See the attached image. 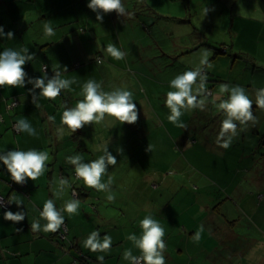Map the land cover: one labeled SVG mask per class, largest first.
<instances>
[{
	"label": "crops",
	"instance_id": "obj_1",
	"mask_svg": "<svg viewBox=\"0 0 264 264\" xmlns=\"http://www.w3.org/2000/svg\"><path fill=\"white\" fill-rule=\"evenodd\" d=\"M146 1L142 0L141 8L146 7L147 10H150L146 6ZM202 2L205 4V10L210 11L209 21L213 16L219 17L215 23L222 24L225 28L224 34L226 32L232 34V39L236 38L235 41L241 43V49L248 50L252 46L254 38L257 37L255 44L257 43L259 49L263 50V56L260 57L264 59V0H232L231 6L228 3L221 4L230 2V0H202ZM88 3L89 0H0V26L4 27L5 33L8 31L15 33L14 39L11 40L0 37V52L9 47L16 50L27 47L30 54H36L35 58L25 65L29 77H41L45 71L49 76H52L54 71H60L62 78L74 79L77 81V85L80 84L82 87L84 81L88 80L83 81V77L90 64H93L92 68L95 70V66L102 65L106 58L111 59L103 50L106 43H113L109 39H113L115 44L120 43L119 36L117 37L116 34H119L123 27L127 28L126 33H138L139 31L138 22L137 26L128 23L134 14L130 6L128 8L127 3L124 4L125 14L122 16H118L116 13L111 20V13L104 14L102 24L106 28L99 27L101 22L97 21L96 13L87 7ZM180 3L188 10L191 0H182ZM253 18L259 21L256 22ZM45 22L51 23L55 35L51 37L44 35L43 24ZM148 26L143 25V28L147 33H150V26ZM106 31L108 34L105 36ZM170 34H173V30L168 31V35ZM185 34L187 31L183 35ZM176 35L182 36L180 32ZM135 40L131 36L127 38L129 48H132L130 42ZM235 41L232 45H228L225 41L218 45L210 43L203 36L199 40L195 38L184 43L181 49L185 50L187 54H191L206 45L210 50V61H224L232 53L231 49L236 46ZM116 46L118 47V45ZM223 49H226L227 53ZM232 54L231 56L234 55ZM238 56L239 54L234 55L233 65L238 63ZM190 58H192V67H195L199 62V55ZM89 60H91L90 64ZM181 65L182 62H175L176 72L174 71V75L168 80V83L177 74L190 68L180 69ZM64 67H67V72L64 71ZM253 68L257 69L258 67L253 65ZM263 69L264 67L261 69L262 72H264ZM72 71H80L78 75L81 81L76 76L73 78L72 75H69ZM248 71L249 68H245V72H242L246 73L244 75L246 80L255 77L254 71L252 73ZM206 74L208 75V73ZM216 82L217 80L206 82L207 90L212 91L211 96L215 95L217 91ZM73 86L72 84L71 88ZM32 87L31 84L26 83L25 87L5 86L0 88V153L13 148L25 151L34 148L48 152V161H50L49 164L48 161L46 162L47 167L42 176L36 181L28 179L24 185L13 182L10 174L0 162V195L9 199L10 211L13 213L23 211L26 214L24 221L14 223L3 218L5 211L0 208V264H100L98 257L101 255L104 256L103 264H121V247L126 242L121 235L112 240V242H116L112 244L114 248L111 247L106 252H91L83 246V241L94 229L87 230V234L84 231H79L77 222L71 219L67 213H64V224L67 226L68 234L64 240L59 238V230L55 233H45L42 230L33 231L31 229L34 219L39 220L41 225L46 222L39 217V210H42L43 203L47 199H54L56 206L62 208L64 201L72 198L75 193L76 198L80 200V208L84 215H88L92 211L90 207L94 204L89 203L91 200L94 202L96 199L101 200L100 197H91L95 189L86 187L81 179H76L74 167L66 161V157L71 156L74 151L82 155L83 147L81 145L79 148L73 147L74 143L67 144V139L59 141L57 129L62 127L63 108L73 107L71 103L74 99H72L71 91L61 93L60 97L55 100H49L38 95L39 89H36L37 95L32 97L29 93V89ZM76 91L81 90L76 89ZM9 96L11 97L8 98ZM211 96H209L210 101ZM14 98L19 99V105L14 111H11L9 105L11 99ZM155 99L160 107L164 108V112L169 111L164 106L161 96L158 95ZM210 101L207 102L204 112L211 111L213 106ZM136 103L143 106L139 111V119L147 121L146 118L151 117L149 106L142 99ZM253 112L258 118L257 121H250L242 131L238 126L239 134L237 136H239V141L247 146L246 148L257 149L256 146H259L257 151L264 150V110L256 108L254 104ZM50 117H54V120ZM19 119H27L36 130V135L30 136L26 132L17 133L13 129V123ZM44 123L49 126L43 132ZM212 123H209L210 126L219 132L220 123L216 126H213ZM200 128L203 126L200 125ZM207 142L210 146L209 139ZM61 155H63L62 158ZM259 156L264 160V151ZM247 157H249V150ZM59 158L61 163L58 165ZM89 158L84 157V161H89ZM246 172H250V176H253L252 184L256 185L254 195L247 189L238 196L239 190L236 188L233 191V197L230 196L231 207L224 213L220 210L221 202H223L220 197L224 195L212 186L201 187L202 189L198 187L195 192L197 196L190 207L179 208L178 212L168 213V219H164L162 223L166 231L164 237L167 245L164 253L166 264H264V185L256 179V172H264L260 169L251 170L250 168ZM60 177L68 179L70 187H67L59 197H56L54 192L59 186ZM114 187L116 188V185ZM225 193L230 192L225 190ZM226 199L228 200L229 197ZM16 200H20L22 204L17 205ZM217 200L219 201L216 203ZM193 208L195 209L192 211ZM185 212L190 214V217L184 218ZM175 217L187 219L188 222L184 223L180 220L181 224H173L172 220ZM105 219L100 218L101 226L95 230L100 233L101 237L108 234L105 230H101ZM240 220L247 221L245 224L247 227H245V231L238 234L235 225ZM201 224L204 226V231L199 242H196L193 236ZM17 228H21L22 231L17 232ZM132 229L136 232L138 230L135 224ZM252 229H254V233L256 230V234L251 232ZM124 262L130 264L129 261L125 260Z\"/></svg>",
	"mask_w": 264,
	"mask_h": 264
},
{
	"label": "rangeland",
	"instance_id": "obj_2",
	"mask_svg": "<svg viewBox=\"0 0 264 264\" xmlns=\"http://www.w3.org/2000/svg\"><path fill=\"white\" fill-rule=\"evenodd\" d=\"M231 1L221 4L228 3L231 6ZM180 2L182 0H147L146 6L150 11L146 7L141 8L142 0H123V4L127 3L134 14L128 23L136 24V26L139 24L138 33H126L127 28L123 27L120 33L116 34L120 42L116 45L126 53L125 58L123 60L106 58L102 65L95 66L96 71L93 70V64H90L91 60H89V69L84 73L83 81L94 79L102 83L105 91L126 86L134 93L135 102L142 99L149 106L151 117H147V121L139 119L136 124L129 125L121 124L114 118L106 116L101 124L86 125L75 133L64 127L62 138L60 136L62 133L58 134L60 142L67 139V144L74 143L73 147L79 148L81 145L85 152L82 156L90 157L89 161L103 154L99 149L105 144L116 156L117 164L110 165L107 176L102 178V182L106 183L108 176L112 175V184L116 185V188L111 187V184L110 191L94 190L91 197H100L101 200L98 201L95 198V202L93 200L89 202L94 204V207H90L92 211L84 215L79 207L78 214L69 217L77 222V229L84 231L85 234L89 229L97 230L101 226L100 218H106L101 230L108 232L112 240L121 235L126 241L121 247L122 257L125 249H131L135 256L141 254L127 237L133 233L139 236L141 230L138 221L145 215L151 214L162 224L164 219H168V213L178 212L179 208L190 207L197 196L195 192L198 187L207 188V186L216 187L224 195L220 197L223 200L220 210L224 213L231 207L230 196L233 197V191L236 188L239 190L238 196L247 189L254 195L256 185L252 184L253 176H250V172H246L248 168L260 169L264 172V160L257 151L259 146H256L257 149L246 148L247 146L239 141V136L233 138L227 149L217 144L219 132L210 124L213 122L212 125L216 126L224 117L210 100L213 106L211 111L204 112L198 108L187 111L181 118L185 127H176L167 119L169 111L164 112V108L160 107L155 99L159 95L164 101L166 93L173 90L169 88L168 80L174 75V71L176 72L175 62H182L180 69L191 68L192 58L190 57L199 55L200 49L187 54L181 49L184 43L195 38L199 40L203 36L210 43L218 45L223 41L232 45L236 40V38L232 39V34L227 32L224 34L225 28L222 24L215 23L219 17L213 16L209 21L210 11L205 10L202 0H191L188 10L182 7ZM115 15L116 12L110 14L111 20ZM253 19L256 22L259 21L256 18ZM143 25L150 26V33L146 32ZM99 27L106 28L102 23ZM169 30H173V34L168 35ZM185 31L187 34L183 35ZM179 32L182 36L176 35ZM107 34L108 31L105 32V36ZM129 36L136 39L130 42L132 48L128 47ZM109 40L115 43L113 39ZM255 42L257 37L254 38L252 46L245 50L241 49L240 42L235 41L236 46L231 49V52L234 55L239 54L236 65L232 64L234 59L232 53L227 56V60L210 61L211 68H205V71L208 73V82L217 80L215 95L221 83L239 84L248 91L253 101L255 100L256 90L264 88V72L261 70L264 67V59L260 57L263 56V50H260ZM202 48L208 49L206 45ZM253 65L258 68L254 69ZM245 68H249L250 73L254 71L255 77L246 80L244 76L246 73H242L245 72ZM78 72L72 71L69 75L73 78L76 76L79 80L81 78ZM73 85L70 91L74 99L71 104L74 107L76 101L81 99V91H76V89L81 90V85L77 83ZM66 91L69 90L61 93L64 94ZM208 94L211 96L212 91L208 90ZM137 95L139 97H136ZM17 107L12 108L11 111ZM137 107L140 111L143 106L139 104ZM200 125L203 128H200ZM47 126L49 124H45L43 132ZM148 145L152 146L149 152L146 151ZM120 149H123V152ZM248 150L249 157H247ZM75 154L77 153L74 151L71 155ZM60 157L62 158L63 155ZM47 163L49 164L50 161ZM57 163L58 165L61 163L60 158ZM256 177L264 185V173L256 172ZM225 190L230 193H225ZM109 194L114 195L113 201L107 199ZM227 197H229L228 200ZM183 216L188 218L190 214L185 212ZM184 218L175 217L172 223L179 225L180 220L184 223L188 222ZM246 223L247 221L244 220L236 223L235 229H238V234L245 231ZM134 224L137 226V232L132 229ZM253 230L251 232L254 233ZM114 243L116 242H112ZM124 261L122 258L121 264H125Z\"/></svg>",
	"mask_w": 264,
	"mask_h": 264
},
{
	"label": "clouds",
	"instance_id": "obj_3",
	"mask_svg": "<svg viewBox=\"0 0 264 264\" xmlns=\"http://www.w3.org/2000/svg\"><path fill=\"white\" fill-rule=\"evenodd\" d=\"M87 7L96 13L98 22H103L104 14L116 12L118 16L125 14L123 0H89ZM206 11H208L206 9ZM241 11V10H240ZM43 32L46 37L55 35L54 29L50 22L43 24ZM15 33L8 31L5 33L4 27L0 26V37L14 39ZM107 56L115 60H123L126 53L116 46L115 43H108L104 47ZM227 53L226 49H223ZM35 53L29 52V48L19 50L5 48L0 52V88L5 86L25 87L26 83L33 87L29 93L37 95L36 89H39V96L55 100L64 90H70L71 85L77 83L74 79L62 78L60 71H54V75L49 76L45 73L41 77H29L25 70V65L35 58ZM210 50L201 48L199 50V62L195 67L189 68L177 74L169 82V88L173 89L166 93L164 106L169 110L167 117L169 123L176 127H185L181 118L185 112L200 109L203 111L209 102V94L206 88L207 74L205 68H211L209 60ZM67 72V67H64ZM47 80V83L45 81ZM80 95L83 97L76 101L74 107H65L61 115L62 127L57 129L58 133L64 134L66 126L70 132L82 130L86 125L101 124L105 121L106 116L114 118L121 124H136L139 120V109L134 100V93L126 86L115 87L110 91H105L102 83L94 79L87 80L81 87ZM211 103L217 111L223 114L220 122V131L217 136V144L227 149L232 140L238 133V126L241 131L250 121H257L253 112V105L256 108L264 110V88H259L255 92V100L249 95L248 91L241 85H231L221 83L216 95L211 96ZM54 120V117H50ZM17 133L26 132L30 136L36 135V130L27 121L19 119L14 125ZM148 145L146 151L151 150ZM102 155L98 158L84 161V157L77 153L66 157L67 163L74 167L75 176L81 179L88 188L97 191H110L112 177L109 175L107 182H102V178L108 174V167L117 164V158L109 151L108 145H102L100 149ZM123 152V149H120ZM49 154L43 150L28 149L19 150L13 148L4 153H0V162L10 174L11 180L17 184L24 185L28 179L36 181L44 174L47 167ZM70 187L68 179L60 177L59 186L54 192V196L59 197L64 190ZM11 199V198H10ZM109 201L115 199L114 195L107 196ZM17 205H21L20 200H16ZM80 200L73 197L65 200L62 208L56 206L54 199H47L43 203L42 210H39V217L46 221L43 225L39 220H33L31 229L33 231H43L45 233L57 232L65 223L64 213L69 215L78 214ZM25 213L23 211H5L3 218L7 221L19 223L24 221ZM140 227L139 236L135 233L130 234L127 239L131 241L136 249L141 253L135 256L131 249H125L123 259L130 264H166L165 251L167 248L164 237L166 236L165 228L159 220L151 214L145 215L138 221ZM22 231L17 228V232ZM204 226L201 224L199 230L194 233V240L199 242ZM83 246L91 252H106L112 247V237L109 234L101 237L98 231L91 232L83 241ZM100 264H103L104 256H99Z\"/></svg>",
	"mask_w": 264,
	"mask_h": 264
},
{
	"label": "built area",
	"instance_id": "obj_4",
	"mask_svg": "<svg viewBox=\"0 0 264 264\" xmlns=\"http://www.w3.org/2000/svg\"><path fill=\"white\" fill-rule=\"evenodd\" d=\"M45 69H46V68H45ZM17 104H18V101H13V102L10 103L9 107H10V108H13V107H15ZM0 207H1L2 210H4V211H8V210H9V207H10L8 200H5V199L2 198L1 196H0ZM67 234H68L67 226H66V224H63V225L61 226V228L59 229V238H60L61 240H62V239L64 240V239H66Z\"/></svg>",
	"mask_w": 264,
	"mask_h": 264
},
{
	"label": "trees",
	"instance_id": "obj_5",
	"mask_svg": "<svg viewBox=\"0 0 264 264\" xmlns=\"http://www.w3.org/2000/svg\"><path fill=\"white\" fill-rule=\"evenodd\" d=\"M13 101H18V104L16 105V106H18L19 105V99H17V98H14V99H11V102H13ZM15 106V107H16ZM14 108V107H13ZM12 109V108H11ZM16 124V122H14L13 123V129L15 130V127H14V125ZM262 151H264L263 149H261V150H259L258 152H259V155H261V152ZM2 198H4L5 200H8V202H9V199L7 198V197H5V196H2V195H0ZM9 205H10V202H9ZM1 208V207H0ZM10 208V207H9ZM1 210H2V208H1ZM9 211V210H8Z\"/></svg>",
	"mask_w": 264,
	"mask_h": 264
}]
</instances>
